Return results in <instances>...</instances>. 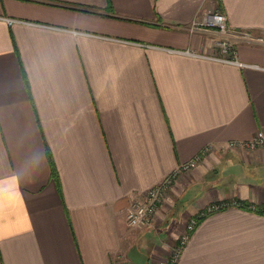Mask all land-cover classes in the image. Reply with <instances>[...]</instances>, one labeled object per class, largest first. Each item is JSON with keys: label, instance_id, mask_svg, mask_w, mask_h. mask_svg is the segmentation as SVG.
<instances>
[{"label": "crops", "instance_id": "1", "mask_svg": "<svg viewBox=\"0 0 264 264\" xmlns=\"http://www.w3.org/2000/svg\"><path fill=\"white\" fill-rule=\"evenodd\" d=\"M221 9L264 37V0H0V264H264V43L190 29ZM7 18L14 19L10 24ZM181 172L154 226L126 210ZM53 164V166H52ZM53 171L57 173V177Z\"/></svg>", "mask_w": 264, "mask_h": 264}, {"label": "built area", "instance_id": "2", "mask_svg": "<svg viewBox=\"0 0 264 264\" xmlns=\"http://www.w3.org/2000/svg\"><path fill=\"white\" fill-rule=\"evenodd\" d=\"M8 23H12L14 19L7 18ZM190 29L195 28H211L217 30L221 37L216 40L215 54L200 53L194 50H186L185 52L197 57L214 59L221 62L241 64L237 58L235 40L257 41L264 43V37L259 36L253 38L252 35L243 29L232 27L227 19L224 11L216 9L214 11L204 12L199 18H195L189 25ZM264 145V132L259 131L253 137L247 140H232L227 143L229 147H242L246 149H256ZM213 145H207L198 154L194 155L189 160L181 163L174 171H172L161 182L150 187L145 196L141 200L131 202L126 210V221L130 227L135 228H150L154 226L157 212L164 201V198L171 186L174 184L178 174L188 171L196 167L202 156L212 150ZM235 204L229 202L215 201L207 205L203 210L196 215L190 217L186 223L185 231L179 236L178 243L170 251L167 259L160 264H176L179 256L189 240L191 233L194 231L200 221L207 215Z\"/></svg>", "mask_w": 264, "mask_h": 264}, {"label": "trees", "instance_id": "3", "mask_svg": "<svg viewBox=\"0 0 264 264\" xmlns=\"http://www.w3.org/2000/svg\"><path fill=\"white\" fill-rule=\"evenodd\" d=\"M52 166H53V164H52ZM53 173L57 177V173H55V171H53ZM229 203H231V202H229ZM234 203L240 207H245V208H249L251 206L249 203H246L244 201H239V200H234Z\"/></svg>", "mask_w": 264, "mask_h": 264}]
</instances>
